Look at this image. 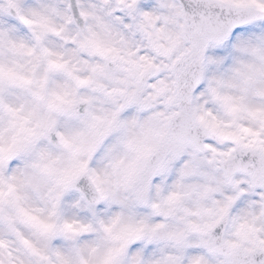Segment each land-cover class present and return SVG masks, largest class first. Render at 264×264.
I'll list each match as a JSON object with an SVG mask.
<instances>
[{
  "label": "clouds",
  "instance_id": "9594fccd",
  "mask_svg": "<svg viewBox=\"0 0 264 264\" xmlns=\"http://www.w3.org/2000/svg\"><path fill=\"white\" fill-rule=\"evenodd\" d=\"M0 264H264V0H0Z\"/></svg>",
  "mask_w": 264,
  "mask_h": 264
}]
</instances>
